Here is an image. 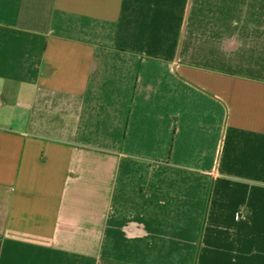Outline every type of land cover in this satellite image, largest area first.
Instances as JSON below:
<instances>
[{
	"label": "crops",
	"instance_id": "1",
	"mask_svg": "<svg viewBox=\"0 0 264 264\" xmlns=\"http://www.w3.org/2000/svg\"><path fill=\"white\" fill-rule=\"evenodd\" d=\"M0 264H264V0H0Z\"/></svg>",
	"mask_w": 264,
	"mask_h": 264
}]
</instances>
